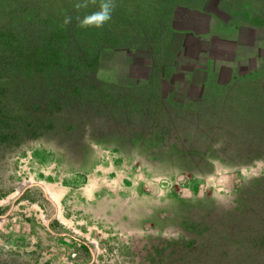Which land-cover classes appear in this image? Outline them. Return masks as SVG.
<instances>
[{
    "label": "rangeland",
    "instance_id": "obj_1",
    "mask_svg": "<svg viewBox=\"0 0 264 264\" xmlns=\"http://www.w3.org/2000/svg\"><path fill=\"white\" fill-rule=\"evenodd\" d=\"M4 1L41 46L100 2ZM96 30L0 70V264H264V0H116Z\"/></svg>",
    "mask_w": 264,
    "mask_h": 264
},
{
    "label": "trees",
    "instance_id": "obj_2",
    "mask_svg": "<svg viewBox=\"0 0 264 264\" xmlns=\"http://www.w3.org/2000/svg\"><path fill=\"white\" fill-rule=\"evenodd\" d=\"M0 2H3V0H0ZM48 19L47 21L50 24L49 28L51 32L46 37L45 46H41L40 43L42 42L36 45H33L31 41L26 43L27 39H22L19 33L16 34L10 28L0 29V44L4 46V51L8 53L7 55H0V70L14 68L25 71H42L55 68V66L64 61L60 49L67 42L70 34L80 37L78 41L82 43L78 46L86 49L87 52L93 53L96 47L97 49L101 48L103 40L101 37L97 40L98 30L96 28L82 29L78 26V23H75L73 27L67 26L65 28L63 25L60 29L55 27L56 21H54V17L49 16ZM67 32H70V34L67 35ZM72 64L79 63L75 62Z\"/></svg>",
    "mask_w": 264,
    "mask_h": 264
},
{
    "label": "clouds",
    "instance_id": "obj_3",
    "mask_svg": "<svg viewBox=\"0 0 264 264\" xmlns=\"http://www.w3.org/2000/svg\"><path fill=\"white\" fill-rule=\"evenodd\" d=\"M91 5H97V0H77L74 4V8L77 11L87 9ZM116 8V0H100L98 9L92 11L90 14L83 16V18L77 17L78 26L82 29L87 28H102L112 18V13ZM72 22V17H66L64 19V26H67Z\"/></svg>",
    "mask_w": 264,
    "mask_h": 264
}]
</instances>
